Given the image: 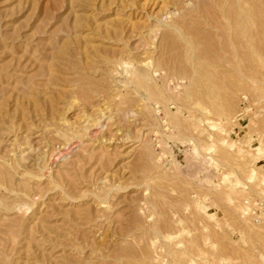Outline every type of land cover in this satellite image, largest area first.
Wrapping results in <instances>:
<instances>
[{
    "label": "rangeland",
    "instance_id": "rangeland-1",
    "mask_svg": "<svg viewBox=\"0 0 264 264\" xmlns=\"http://www.w3.org/2000/svg\"><path fill=\"white\" fill-rule=\"evenodd\" d=\"M260 3L0 0V264H264Z\"/></svg>",
    "mask_w": 264,
    "mask_h": 264
},
{
    "label": "bare ground",
    "instance_id": "bare-ground-1",
    "mask_svg": "<svg viewBox=\"0 0 264 264\" xmlns=\"http://www.w3.org/2000/svg\"><path fill=\"white\" fill-rule=\"evenodd\" d=\"M260 4H261L260 6L258 5L259 7L253 6L254 11L252 10L253 12H251V14H247L244 12L245 10L239 9L238 14L234 15V13H233V15L231 14V16H229V19H231V22L234 20V25L236 26V29L238 31L236 32L235 30H233L234 27H232V28L230 27V29L228 27L225 30H221L220 34H222L223 36L225 34L228 35L226 42H224L227 45L224 43L222 45L226 46L224 52L228 53L230 56L232 55V57L233 56L236 57V56H240L241 54H244V55H247V54L263 55L264 54V47H262V46L260 47V45L258 44L259 42L257 41L259 38L261 40H263V38H264V0H261ZM216 5H218V4H216ZM236 5H237V3H236ZM218 7H219V5H218ZM238 7H242V6H238ZM227 12L229 13V11H227ZM223 14L221 16H223ZM219 17L220 16H218V18ZM232 25H233V23H232ZM230 26H231V24H230ZM253 26H254V28H253L254 30L252 29ZM232 33H235V35L233 34V36H231ZM256 42H258V43H256ZM190 48L193 49L192 46ZM244 55H242L240 57L243 58ZM227 57H229V56H227ZM245 58H246V56H245ZM240 70H243V69H240Z\"/></svg>",
    "mask_w": 264,
    "mask_h": 264
}]
</instances>
